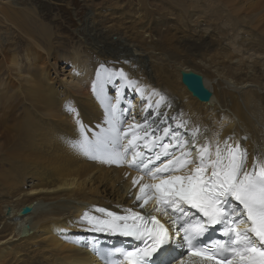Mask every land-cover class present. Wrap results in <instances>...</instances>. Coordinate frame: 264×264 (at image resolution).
<instances>
[{
  "label": "bare ground",
  "instance_id": "obj_1",
  "mask_svg": "<svg viewBox=\"0 0 264 264\" xmlns=\"http://www.w3.org/2000/svg\"><path fill=\"white\" fill-rule=\"evenodd\" d=\"M138 1L136 17H121L109 30L93 26V39L102 37L104 50L87 43L82 52L60 54L51 52L54 48L48 43L42 55L54 60L57 76L30 67L16 91L0 92L3 107L18 109L22 99L15 121H0V129L8 133L0 135V264H106L100 256L110 252L117 238L128 239L87 230L80 218L95 207L121 215L127 209L156 215L171 229L167 218L153 210L154 201L139 207V188L133 187L132 180L141 172L127 162L92 159L73 146L80 139L79 128L76 113L66 106L79 113L90 140L108 127L94 84H103L112 103L119 91L124 127L147 120L152 130L160 121L165 126L163 118L177 112L176 119L199 129L195 137L199 144L229 136L240 140L248 150L249 165L256 156L254 148H264V0ZM4 5L2 16L23 38H46L34 14ZM115 27L119 29L114 35L122 31L131 43L110 40ZM120 48L132 56L130 62L111 55L112 49ZM88 59L98 64L91 66L93 72L86 65ZM121 69L127 79L118 75L107 79ZM181 71L202 75L212 92L210 99L195 97L182 82ZM160 96L165 99L159 107L163 105L166 112L163 109L152 123L150 108ZM174 121L170 126L179 122ZM173 151L179 155L177 149ZM145 154L152 155L147 150ZM144 182L151 181L145 176ZM11 205L12 212L6 213L5 207ZM25 206L32 211L22 215ZM34 246L39 247L24 252ZM185 249L180 234L175 236L169 250L173 264L188 259ZM44 250L50 255L42 256ZM120 264H124L122 257Z\"/></svg>",
  "mask_w": 264,
  "mask_h": 264
},
{
  "label": "snow or ice",
  "instance_id": "obj_2",
  "mask_svg": "<svg viewBox=\"0 0 264 264\" xmlns=\"http://www.w3.org/2000/svg\"><path fill=\"white\" fill-rule=\"evenodd\" d=\"M112 75L127 79L123 69L107 79ZM93 91L104 103L108 127L90 140L79 113L66 106L76 113L79 128L80 139L73 146L92 159L110 164L127 162L141 172L132 180L133 187L139 188V207L154 201L153 210L167 218L171 229L156 215L131 209L121 215L95 207L85 210L80 218L87 230L139 241L131 249L114 250L124 264H173L169 250L181 231V239L188 245L184 253L188 259H179V264H264V156L257 153L249 165L247 148L232 136L199 144L195 140L198 128L191 131L189 147L179 131L187 128L186 122L177 123L175 130L165 127L162 136L152 135L154 130L146 128L147 120L144 125L129 123L124 127L119 91L115 103L105 95L102 83L94 84ZM164 99L160 96L156 106ZM166 137L168 142L163 143ZM145 150L152 155L146 156ZM145 176L151 182H144ZM208 226H220L226 239L216 240L212 247L203 246L201 237ZM105 259L106 264H120Z\"/></svg>",
  "mask_w": 264,
  "mask_h": 264
},
{
  "label": "rangeland",
  "instance_id": "obj_3",
  "mask_svg": "<svg viewBox=\"0 0 264 264\" xmlns=\"http://www.w3.org/2000/svg\"><path fill=\"white\" fill-rule=\"evenodd\" d=\"M148 1L149 3H153V1L158 0ZM188 2L190 1L188 0L187 3ZM3 4H5L4 7H8L12 10L17 8L25 13L34 14L46 30V38H23L21 33L16 30L10 22L8 23V21L5 20L0 12V92L2 93H4L3 91H7L8 93L16 91L17 87H19L18 84L23 81L24 75H21L25 74L30 67H37L38 69L43 68V70L50 72L52 77L57 76V72H55L53 66L54 60L44 59V55H42L43 50H48L46 44L50 43L55 49H52L51 52L57 51L60 54L72 53L74 51L82 52L84 51V49L81 50L82 46L87 43H90L89 46L91 47L94 46L93 44L95 43V47L100 46L102 47L101 49L104 50V46H101L102 42H100L102 37L93 39L94 32L92 30L95 29L93 26L96 25L100 28H104V30H109L110 26L118 24L119 18H125L127 15L136 17L137 14L135 13L139 10L138 0H0V8L3 7ZM122 10L124 11L123 15L121 14ZM111 19H113V21H110ZM163 23H165V21ZM119 28L123 30V27L119 26ZM119 28L115 27L114 31L110 32L111 34H109L108 38L114 42L122 40V42L131 43L128 38L125 39V35H123L122 31L114 35ZM91 39H93L94 42H92ZM73 48L76 49L74 50ZM101 49L98 48V50ZM112 50V56H120L121 59L128 58V60L123 61H131L130 57L132 56L127 54L123 48L118 49V51L116 49ZM134 61H137V59H134ZM61 64H63V62H61ZM93 64L94 63H90V59L87 60L86 65L92 69V72L93 67L91 66L98 65ZM92 79L93 76H90V81H92ZM14 82L16 83L14 84ZM20 102L21 107L18 108L19 110L22 108V99ZM0 107V121H2V123L14 120L20 112L17 107H15V110L6 106L3 107L1 104ZM3 109H5L4 112H2ZM150 109L153 111L151 112L150 110L153 116L159 115H155L156 109H158L157 111L161 110L160 112H164L165 110L163 105L160 109V107L156 106V103H153ZM7 110L12 113L10 116ZM16 112L17 114L15 115L14 113ZM13 114L14 116H12ZM169 118L174 121L172 117ZM163 120L165 121L166 119L163 118ZM175 120L179 121L176 118ZM0 135H8L7 130L0 129ZM28 184H31L30 181H28ZM4 211L6 213L12 212V205L5 207ZM5 244L6 243L3 245ZM37 247L34 246V248H29L24 252L37 250ZM45 255L49 256L50 254L44 250L42 256Z\"/></svg>",
  "mask_w": 264,
  "mask_h": 264
},
{
  "label": "water",
  "instance_id": "obj_4",
  "mask_svg": "<svg viewBox=\"0 0 264 264\" xmlns=\"http://www.w3.org/2000/svg\"><path fill=\"white\" fill-rule=\"evenodd\" d=\"M182 82L187 86L188 90L199 100L207 101L212 96V92L204 85L202 75L192 71H181ZM32 211L30 206H25L21 210L22 215H26Z\"/></svg>",
  "mask_w": 264,
  "mask_h": 264
}]
</instances>
